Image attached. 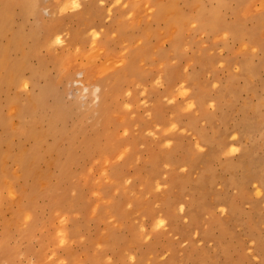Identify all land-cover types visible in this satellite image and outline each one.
<instances>
[{
  "label": "rangeland",
  "instance_id": "obj_1",
  "mask_svg": "<svg viewBox=\"0 0 264 264\" xmlns=\"http://www.w3.org/2000/svg\"><path fill=\"white\" fill-rule=\"evenodd\" d=\"M200 1L215 27L187 22L177 47L156 0H0V179L16 197L0 233L19 264L43 243L53 264H264V0ZM136 32L152 33L151 56L125 81ZM89 56L119 71L116 92L80 82ZM15 104L21 119L1 123ZM36 146L29 170L16 157ZM52 224L61 240L42 241Z\"/></svg>",
  "mask_w": 264,
  "mask_h": 264
},
{
  "label": "bare ground",
  "instance_id": "obj_2",
  "mask_svg": "<svg viewBox=\"0 0 264 264\" xmlns=\"http://www.w3.org/2000/svg\"><path fill=\"white\" fill-rule=\"evenodd\" d=\"M198 2V4H196V13L193 15V17H190L189 15H185V14H182V13H176L175 12V9H176V6H175V2L174 0H170L169 3H167L166 5H163L162 1L161 0H156V16L158 18H165L167 20V24H168V29L165 30V33L167 35H170L171 36V32H175L176 31V37L174 38V43L177 45V47L179 46L180 43H182L180 41V38H179V35L181 34L182 30H183V27L185 26V24L187 22H190L194 19V21L197 23V25H195V28L197 26V29L199 30H203V29H213L215 27V17H214V14L216 12V8H206L204 7L203 3L200 1V0H195ZM200 1V2H199ZM35 4V1L32 3V5ZM93 4L90 3V5L86 8H91ZM145 5H146V2L144 3L143 5V10L145 11ZM250 5V4H249ZM264 12V11H263ZM139 15V16H138ZM258 16V15H257ZM142 15L140 12L137 13V16L135 17L136 18V29L139 28V24H140V21H141V18ZM221 19V18H220ZM257 19V18H255ZM49 20V19H48ZM219 21V20H218ZM121 22V21H119ZM217 22V21H216ZM59 23V22H58ZM57 23V24H58ZM219 23V22H218ZM56 25V24H55ZM55 25L53 24H50L48 23L47 21H45V27H46V32H52V31H55ZM132 27L135 26V22L131 25ZM235 26V25H234ZM239 26V25H238ZM237 26V27H238ZM241 27V26H240ZM0 28H1V24H0ZM125 28V27H124ZM234 28V27H233ZM238 29V28H237ZM237 32V31H236ZM239 32V31H238ZM240 34V33H239ZM73 35V34H72ZM129 38L130 39H134L135 41H140V44L141 46H139L137 43L136 45L133 46V49H132V52H131V56H129L128 58V62L127 64L128 65H125L124 66V74L125 76L123 77L125 79V81H129V80H132V79H138L141 77V75L143 76L144 72L142 70H139V69H136L132 66H130V60H131V63L134 64L137 62L138 59L140 58H146L147 56H151V50H152V47L150 46V37L152 36V33H141V32H136V33H129ZM182 35V34H181ZM153 37H156V30H155V35ZM194 38V37H193ZM73 39V37H72ZM71 39V41H72ZM196 39V38H195ZM156 44V39L155 41L153 42V45ZM173 44V43H172ZM174 44V46L176 47V45ZM130 52V50H129ZM6 56L3 57V59L5 58ZM91 56L88 57V59L86 60L87 64H88V73L87 71L85 72V75L82 79H79L80 82L85 85H88V83H91V82H94L96 84L98 83H103V84H106V85H110L112 86V89L114 92L117 91V85H121L123 84L124 82H122V77L121 75L119 74V71L114 69L109 61H107L106 59L99 64V66L95 63H92L91 60ZM71 64L75 61H73V58H70L69 59ZM76 60V59H75ZM77 61V60H76ZM167 75H168V81L171 82L173 79H174V70L172 69H167L165 70ZM15 79L12 80V82H14ZM85 88H87L85 86ZM201 98L202 96L197 93L195 95V99L198 100V101H201ZM28 100L29 102L27 103L28 105L30 104H33L34 106H38L40 103L39 102H36V101H32L33 99L29 98L28 97ZM25 111H29V108L28 106H26L25 108ZM11 115L9 116H5L3 117V120L1 123L3 122H6L7 121V117H12L13 115L15 116H18V118L21 119V116L23 115V108L21 110V106L19 104H15L13 106V109L11 108ZM22 111V112H21ZM105 111L104 107L100 108V112L103 113ZM125 116V114L123 115ZM14 117V116H13ZM112 117H110L111 119ZM19 129V128H17ZM30 131V130H29ZM29 133V132H28ZM27 134V133H25ZM34 136H37V135H34ZM41 136H38L37 138L40 139ZM43 138V137H42ZM41 138V139H42ZM37 142V141H36ZM29 155H33L32 156V159L30 157H27ZM39 150H38V147L36 146L35 148L31 149V150H28L26 152V155H21L20 157H16L17 161L21 164V165H24V166H27L29 165L30 168L29 170H31L32 168L33 169H36L37 168V160L40 159L39 158ZM90 178V177H89ZM176 179V176L172 175L171 176V180H175ZM12 188L10 186V183L7 182L6 180H3L2 178L0 179V201H3V200H7V199H10L11 197L13 199H15V195L11 196L12 195ZM14 192V191H13ZM15 197V198H14ZM56 199H53L52 198V202H54L56 205L59 204L61 201V198L60 197H55ZM20 197L18 198V201H19ZM168 199V197H167ZM17 201V199H16ZM30 201V200H28ZM27 201V202H28ZM32 202V201H31ZM13 203V202H12ZM16 203V202H15ZM20 205L18 204L19 206V209L17 211L18 213V217L21 219V218H24L27 216V211H28V208L29 206L26 205H23L24 203L22 201H19ZM5 204V203H4ZM11 203H9L8 205H10ZM17 205V204H16ZM30 206H31V203H30ZM59 206V205H58ZM28 207V208H27ZM1 208V207H0ZM9 208V207H8ZM14 208L15 205H14ZM13 208V209H14ZM63 208V207H62ZM116 208H119L118 205H116ZM34 209V208H33ZM33 209L31 211H33ZM59 209V207H57L53 213L55 214V212H57V210ZM7 210V209H6ZM10 210V209H9ZM15 211V210H14ZM12 210V212H14ZM30 211V210H29ZM2 212V211H1ZM0 212V213H1ZM16 212V211H15ZM3 214V213H1ZM15 214V213H14ZM30 214V213H29ZM124 213H118V215L120 217H122ZM32 215V213L30 214ZM57 215V214H56ZM126 215V214H125ZM17 216V215H16ZM54 215H52L53 217ZM124 216V215H123ZM51 217V218H52ZM14 219V218H12ZM17 219V218H16ZM15 219V220H16ZM11 220V219H10ZM9 220V221H10ZM18 220V219H17ZM21 221V220H19ZM1 223V222H0ZM12 223V222H11ZM20 223V222H19ZM42 222H40L41 224ZM10 224V222L8 223ZM14 224V222H13ZM18 224V223H17ZM24 226V225H23ZM22 227V226H21ZM37 227V226H36ZM39 227V226H38ZM37 227V228H38ZM8 228V227H7ZM25 230H26V227H24ZM23 228V229H24ZM3 229V228H2ZM9 229V228H8ZM58 230L60 232V227L56 224H52L50 227H47V226H43L41 225L40 227V231H41V236H42V241H52V242H57V241H60V239H55L53 238L54 234L57 232L56 234V237L59 238V234H58ZM9 230H3L2 233H0V264H19L17 259L15 258V255H14V251H12L9 247H8V244H7V241L6 239V233L8 232ZM21 231V230H20ZM24 231V230H23ZM30 229L26 230V234H29L31 232H29ZM28 232V233H27ZM38 232V231H37ZM3 234V235H2ZM19 234V233H18ZM21 234V233H20ZM60 235H62L60 233ZM37 237V236H36ZM10 241V240H9ZM29 241V240H28ZM35 241V240H34ZM37 244V243H36ZM48 243H46L47 245ZM122 244V243H121ZM45 243H43L41 246H40V249L38 248L37 251H35L34 254H36L35 256L37 257V262L36 264H53L50 257H49V254H48V251L45 249ZM49 245V244H48ZM34 246V245H33ZM117 246V245H116ZM17 247V246H16ZM34 248V247H33ZM34 250V249H33ZM50 250V249H49ZM30 252V251H29ZM33 253V252H32ZM58 256V255H57ZM60 257V256H59ZM88 257V255H87ZM101 257V256H100ZM99 257V258H100ZM58 258V257H57ZM95 258V257H94ZM98 258V257H97ZM102 258V257H101ZM122 259V258H121ZM96 260V258H95ZM101 262V261H100ZM98 263V261H97ZM34 264V263H33ZM95 264V262H94Z\"/></svg>",
  "mask_w": 264,
  "mask_h": 264
}]
</instances>
